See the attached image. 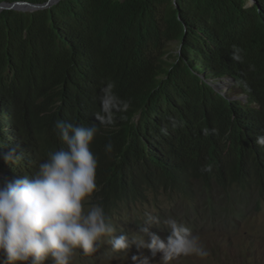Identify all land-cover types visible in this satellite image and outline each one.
<instances>
[{"label":"trees","instance_id":"16d2710c","mask_svg":"<svg viewBox=\"0 0 264 264\" xmlns=\"http://www.w3.org/2000/svg\"><path fill=\"white\" fill-rule=\"evenodd\" d=\"M255 1L61 0L35 12L1 11L0 186L31 177L66 147L57 120L96 125L90 147L105 211L144 197V186L185 189L191 176L215 175L227 188L252 173L264 181L260 133L239 113L234 121V105L213 98L203 79L233 70L264 108V0ZM171 43L181 49L168 62ZM109 83L118 99L105 124L101 89ZM13 147L18 159L6 164Z\"/></svg>","mask_w":264,"mask_h":264},{"label":"clouds","instance_id":"9594fccd","mask_svg":"<svg viewBox=\"0 0 264 264\" xmlns=\"http://www.w3.org/2000/svg\"><path fill=\"white\" fill-rule=\"evenodd\" d=\"M251 1L255 6L256 1L249 0V3ZM234 58L239 59V56ZM203 79L210 86L203 83L213 98L220 95L234 105V121L239 113L248 129L260 133L255 143L264 151V108L247 81L233 70H220L209 77L204 75ZM113 88L114 84L109 83L101 89L102 106L107 115L102 120L105 124L112 123L111 111L118 99ZM139 121L140 115H137L135 122ZM54 130L66 147L50 152L31 177L24 175L6 187L0 186V253L7 264H72L78 254L96 252L105 237H108L107 243L113 252L125 253L135 247L140 254L131 256L133 264H151L158 254L159 264H171L180 257L203 258L209 253L200 243L199 236L174 218L163 222L169 230L165 240L150 231L153 226L160 227L158 216L149 214L146 223L138 225L137 231L131 235H116V228L108 216L123 203L144 199L147 190L156 194H176L194 202L198 195L197 183H201L206 193L214 188L244 193L250 187L249 193L257 192L264 200V181L255 173L249 183H234L229 188L215 175L210 179L191 176L187 183L176 178L185 189L167 192L160 184L155 188L144 186V197L136 201L129 198L110 209L111 212L105 211L101 204L90 203L93 194L96 193L98 199L100 192L96 183L98 159L90 147L97 132L96 125L86 127L57 120ZM112 149L111 143L106 145L107 152ZM3 159L6 164L16 161V149L10 148ZM204 170L210 172L211 168ZM0 176L2 178L1 173ZM144 249L151 256L144 255Z\"/></svg>","mask_w":264,"mask_h":264},{"label":"rangeland","instance_id":"374dc122","mask_svg":"<svg viewBox=\"0 0 264 264\" xmlns=\"http://www.w3.org/2000/svg\"><path fill=\"white\" fill-rule=\"evenodd\" d=\"M249 5L253 6L254 2ZM180 49L179 43L169 44L168 55L163 59L172 62L173 59L167 60L168 56L178 54ZM249 192L250 188L244 193L214 188L206 193L201 183H197V198L190 202L176 194L147 190L144 199L123 203L108 217L116 228V235L135 233L138 225L146 223L149 214L161 220L160 227L150 228L161 239L166 240L169 235L164 221L174 218L187 226L199 236L209 254L203 258L180 257L171 264H264V200L257 192ZM90 203H97L96 193ZM107 239L104 238L96 252L75 256L72 264H133L131 256L140 254L135 247L125 253L113 252ZM142 251L151 256L147 249ZM0 261L6 262L2 253ZM159 261L158 254L151 264H159Z\"/></svg>","mask_w":264,"mask_h":264},{"label":"water","instance_id":"95a60500","mask_svg":"<svg viewBox=\"0 0 264 264\" xmlns=\"http://www.w3.org/2000/svg\"><path fill=\"white\" fill-rule=\"evenodd\" d=\"M61 0H50L45 5H37L28 2H15L12 4L9 3H2L0 4V12L3 10H17L21 12H35L41 9L49 8L56 3L60 2Z\"/></svg>","mask_w":264,"mask_h":264},{"label":"bare ground","instance_id":"6f19581e","mask_svg":"<svg viewBox=\"0 0 264 264\" xmlns=\"http://www.w3.org/2000/svg\"><path fill=\"white\" fill-rule=\"evenodd\" d=\"M222 92V91H221Z\"/></svg>","mask_w":264,"mask_h":264}]
</instances>
